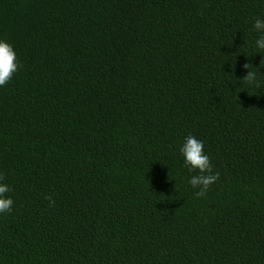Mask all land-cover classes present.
<instances>
[{
  "label": "trees",
  "instance_id": "trees-1",
  "mask_svg": "<svg viewBox=\"0 0 264 264\" xmlns=\"http://www.w3.org/2000/svg\"><path fill=\"white\" fill-rule=\"evenodd\" d=\"M256 18L264 0H0L20 65L0 87V264H264ZM189 135L220 173L199 199Z\"/></svg>",
  "mask_w": 264,
  "mask_h": 264
},
{
  "label": "clouds",
  "instance_id": "clouds-1",
  "mask_svg": "<svg viewBox=\"0 0 264 264\" xmlns=\"http://www.w3.org/2000/svg\"><path fill=\"white\" fill-rule=\"evenodd\" d=\"M253 30L258 34L255 45L264 53V19L256 18L253 24ZM261 65H264V60H261ZM20 65L17 63V54L14 48L9 43L0 40V87L6 86L18 71ZM244 68L249 70L247 75L242 79L249 86L255 85L260 87L257 82V73L252 70L251 64H245ZM180 152L184 157L185 166L190 171H198L197 175H193L189 180V184L194 189L195 196L203 198L211 190L220 178V173L213 170L210 158L205 154L204 144L195 136L189 135L186 137ZM6 179L3 173H0V214L10 213L13 209V199L7 197V193L12 191L9 185L3 183ZM52 206H55V201L51 196L46 197Z\"/></svg>",
  "mask_w": 264,
  "mask_h": 264
}]
</instances>
